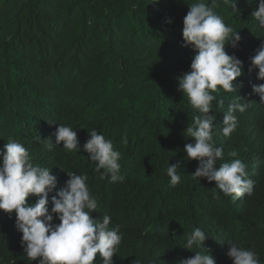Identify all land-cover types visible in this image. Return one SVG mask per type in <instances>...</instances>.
<instances>
[{"label": "trees", "instance_id": "trees-1", "mask_svg": "<svg viewBox=\"0 0 264 264\" xmlns=\"http://www.w3.org/2000/svg\"><path fill=\"white\" fill-rule=\"evenodd\" d=\"M193 2L0 0V148L11 137L26 147L35 165L51 169L57 186L49 200L68 172L87 174L98 201L92 218L108 215L109 228L120 227L113 264H179L202 251L184 249L186 235L196 227L209 237L203 247L216 264H232L229 241L252 249L264 264V104L252 93V85L264 80L248 70L264 44V29L251 17L258 0H237V12L224 0H216L214 8L241 36L235 49L225 45L224 50L243 62L244 74L233 82L235 93H214L209 113L215 116L216 146L225 156L217 166L240 159L255 181L252 194L239 198L193 178L197 162L183 152L192 142L183 133L199 115L177 90V78L189 71L195 55L182 47V21ZM231 103L248 107L235 113L238 126L224 136L223 114ZM55 124L77 132L80 152L62 145L47 151L36 140L55 143ZM93 129L121 153L122 183L101 180L83 151ZM231 151L237 157H229ZM166 161L179 165L181 181L175 186ZM14 224V214L0 212V264H36L25 255ZM94 264H102L99 256Z\"/></svg>", "mask_w": 264, "mask_h": 264}, {"label": "clouds", "instance_id": "clouds-1", "mask_svg": "<svg viewBox=\"0 0 264 264\" xmlns=\"http://www.w3.org/2000/svg\"><path fill=\"white\" fill-rule=\"evenodd\" d=\"M157 2V0H153ZM237 12V0H224ZM188 7L182 21V47H190L195 55L191 59L188 72L177 78L178 91L186 96L193 109L199 112L192 118L183 134L190 138L183 152L189 161L195 160L197 167L193 178L214 182L215 188L225 196L239 198L251 195L255 181L248 178L246 164L240 159L224 161L222 147L214 140V120L212 102L217 100L214 93L223 90L235 93L237 85L233 82L243 73V62L235 55L225 52V45L235 49L241 36L223 18L216 14V0H194ZM251 17L260 29H264V0H258ZM257 71L256 79L264 80V44H261L250 58L249 72ZM252 93L264 104V84L252 85ZM223 105V101H218ZM248 103H231L223 114L221 132L231 135L238 126L236 112L243 113ZM56 125L51 139L36 137L43 142L47 151L60 146L69 152H80L81 145L77 132L69 126ZM127 143V137L122 138ZM82 149L88 159L95 162V171L100 179H109L110 183L123 182L121 175V153L114 150L111 140L99 134L95 129L88 133V139ZM236 151L228 153L237 157ZM178 164L166 161V175L170 185L181 181ZM103 170V171H101ZM62 188L49 200V194L57 186V180L51 169L35 165L26 147L11 137L0 148V212L15 216V229L21 233V246L27 258L36 264H94L97 256L102 264H113L122 241L119 225L109 228L111 217L92 218L98 208L97 199L92 196L87 174L68 172ZM36 197L29 203V197ZM49 204L51 209L49 210ZM55 220L59 221L54 223ZM209 237L201 228L196 227L185 237L184 249H202L195 251L190 258L181 259L179 264H216L213 256L203 247ZM228 243L227 257L232 264H261L258 254L231 241ZM193 253V252H192ZM139 264V262H137Z\"/></svg>", "mask_w": 264, "mask_h": 264}]
</instances>
